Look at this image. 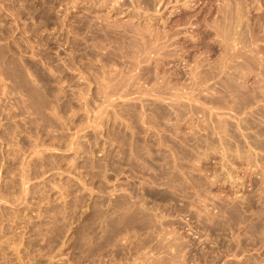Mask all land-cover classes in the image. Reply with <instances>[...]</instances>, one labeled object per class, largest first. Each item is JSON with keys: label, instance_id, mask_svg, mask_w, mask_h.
I'll use <instances>...</instances> for the list:
<instances>
[{"label": "rangeland", "instance_id": "374dc122", "mask_svg": "<svg viewBox=\"0 0 264 264\" xmlns=\"http://www.w3.org/2000/svg\"><path fill=\"white\" fill-rule=\"evenodd\" d=\"M175 1L154 12L147 0L115 9L94 0H0V264H264V96L246 106L255 114L223 102L210 109V89L178 103L148 97L140 92L154 77L124 84L119 76L133 70L137 36L117 39L125 56L113 61L107 37L94 33L118 21L146 29L153 13L168 19L156 23L167 29L183 8ZM197 1L190 11L198 15L222 2ZM242 1L247 20L264 22V0ZM193 49L203 61L221 52ZM263 61L247 78L261 93ZM153 103L171 116H157ZM240 115L245 129L235 127ZM217 121L226 128L216 132Z\"/></svg>", "mask_w": 264, "mask_h": 264}, {"label": "bare ground", "instance_id": "6f19581e", "mask_svg": "<svg viewBox=\"0 0 264 264\" xmlns=\"http://www.w3.org/2000/svg\"><path fill=\"white\" fill-rule=\"evenodd\" d=\"M178 1L182 2V6H183L182 11H181V13H179L180 16L176 17L177 19L175 18L172 20V18H170V20L168 22H171V20H172V22H171V25H170V23H168L170 26L169 27L167 26L168 27L167 29L166 28L165 29L160 28L156 23L159 24L160 22H162V24L165 25L168 19L166 17L164 18L163 17L164 15L161 18V16L158 15L160 13H158L157 15L153 13V14H150V16H149L148 20H150V22H148L146 29L145 28L139 29V28L132 27L130 25H127L128 27L126 26L127 27L126 28L123 24L118 25V22H120V21H118L117 25H115V24L109 25V23L107 22L106 25H102L101 28L96 29V31H94V33L96 35L99 34L98 33L99 30L102 31L103 32L102 35L105 38L107 37V39L109 40L110 46L112 47V49L109 52H107L106 55L108 56L109 59H113V61L116 60V57L122 58L125 56L122 53V51L118 52L119 50L117 49V47L120 44L119 45H115V44L120 42L121 45H123L124 44L123 42L124 41L126 42L125 39L127 36H129L128 35L129 33H131L133 36H137L136 37L137 42H134L133 44L130 43L132 46L131 49L133 47L135 48V46L137 48V49L135 48V52L137 54H135V52L133 50L134 48L132 49L134 52L133 54H135V56H132L134 61L132 63L133 68L132 67L131 68L133 70H135L138 67L137 70L139 69V71L136 70L137 72L134 71L136 73H133L132 72L133 70L132 71L128 70L129 72L131 71V73H128L126 75L123 72H122V74L119 73V76L121 77L120 79H122L124 84H126V83L129 84V80L132 79L135 82L136 80L140 79L143 75H146V79H148L150 77L151 78L154 77L155 78L154 80H157V81H154L155 84L152 83L153 85L152 86L150 85L151 87L149 89L141 91V92L139 90H137V91H139L140 93H143L145 95L148 94V97H149V94H151L152 96L154 95V97H159L160 99L166 98L165 96H167L169 98V100L171 99V101L173 100L176 103H178V100H180L179 98L184 97L185 95H188V96L194 98V96H193L194 92L193 91L200 89V92H204V89H210V94L212 95L211 96L212 98L209 101H211L212 105L209 108L210 109L214 108L216 111L217 110L220 111L221 102L224 103L225 110L226 109L227 110L228 109L229 110L235 109L234 107H236V108L237 107L238 108L239 107H246L247 105L252 104V102H255V101L257 102V98L260 96L263 97L264 93L263 92L261 93L258 90V86L248 85L247 84V78L249 76V73H251L250 72L251 69L252 68L255 69V67L259 69V67H258L259 65L257 66L256 64H258L260 60L263 61V59H261L262 57L260 54V53H262V51H260V52L256 51V48L259 46L258 40H264V22L261 21L262 18L260 19L261 15H259V17H255L256 20L254 22L252 21V19L247 20L248 19L247 14L249 13L248 11H250V8L248 9V7H247L248 3H244L242 0H222V2L219 3L217 8L215 9V12L213 9H211V5H209V6H206L205 9L204 8L202 9L203 13L201 12L199 15L195 13L196 16L198 15L197 17H195L194 12L192 13V11H190V9H193L196 2H198L197 0H178ZM210 1L211 0H207V2L205 4L210 3ZM94 2H95V4H98V6L99 5H102V6L106 5L107 6L109 4L108 6L111 7L112 9H115L117 5H119V6L122 5V4H120V3H122L121 0H94ZM147 2H148L147 5L150 6V9H151V6L154 7V12L159 11V8H160L159 6L164 4L163 3L164 1L162 2V0L154 1V5L149 4V2H152V1L147 0ZM175 2H177V0ZM252 2L254 3L253 0H252ZM257 3H258V1H257ZM257 3H255L256 4L255 6H253V4H252V6L254 7L255 10L261 8L259 6L260 2H259V5ZM165 4H166V2H165ZM72 7H73V5H72ZM212 8H213V6H212ZM150 12H151V10H150ZM251 12H252V10H251ZM147 16H148V11H147ZM159 20H161V21L158 22ZM125 24H127V23H125ZM132 25H133V22H132ZM138 26H140V25H138ZM194 30H196V32H194ZM117 39L119 40V42L115 43L117 41ZM133 40H136V39L134 38ZM138 43H140V45ZM259 43H261V41ZM127 44L129 45V43H127ZM198 45H199V47L202 46V48H203V46L206 47V49L210 52H212L211 50H217V49H220L221 52H219L218 56L215 57L213 60L206 58V60L203 61V59L200 60V58H198V56H194V53L193 54L191 53L192 50L194 51L193 48H195V47L198 48ZM203 52H205V50ZM206 54H208V53H206ZM258 54H260V55H258ZM262 56L264 58V55H262ZM186 57H189V58L186 59ZM149 59L151 60V63L149 64L151 66H148L146 64L140 65V63H142V62L145 63ZM172 59L175 60L173 62V64L170 62V61H172ZM150 60H149V62H150ZM187 60H189V61H187ZM182 61L184 62L183 63L184 67L190 66L188 70L187 69L184 70V68L181 66ZM149 62H147V64ZM169 63L172 64L171 65L172 70L170 71V67H169V71H167V69H165V68L163 69V66L167 65ZM263 63H264V61L262 62V64ZM186 74L188 75V77H186L187 76ZM199 74L203 79L202 82H199L200 80L199 81L197 80L199 78ZM159 77H160L161 81L158 80ZM262 77H263V75H262ZM186 78H189L190 82L188 81L187 83H185L186 81L184 79H186ZM182 79L185 81L184 83L181 82V81H183ZM201 87H204V88H201ZM130 89H131V86L127 87V85H126L125 88L122 90L125 93V92H129ZM133 91L136 92V90H133ZM207 91H209V90H207ZM164 94H165V96H163ZM223 98L228 99V100L230 98V101L233 104L232 105L229 104V106H228V101L227 100L222 101ZM201 103H203V102H201ZM187 105H189L188 108L191 107V111H192L193 107L190 106V104H187ZM179 106L181 107V105H177V107H179ZM250 106H252V105H250ZM153 107L156 111L157 116H159V117H167V116L170 117L171 116V114L168 111H164L163 108L161 109V107L159 105H156V103L154 104ZM252 107H250V109H249V107H246V108H247V110H249V112H251ZM174 109H176V108H174ZM241 109H243V108H241ZM216 111L214 114L216 116H218L219 114ZM252 111H253V109H252ZM240 112H241V110H240ZM240 112H238V113H240ZM243 112L244 111H242V113ZM235 113H237V112H235ZM252 113H254V111ZM177 115H178V113L177 114L175 113L174 118L177 119V117H176ZM249 115H251V113ZM241 116L242 115H240L238 117V119L235 121V127L237 129L242 128L241 127L242 121H244L245 124L247 122H249V120H246V118L244 119V116L241 119ZM246 116L247 115H245V117ZM218 117H216L217 120H218ZM220 119H222L221 116H220ZM247 119H248V116H247ZM232 120H234V119H232ZM252 120H253V118H252ZM177 121H176V123H177ZM250 121H251V119H250ZM227 124L232 125L228 121H227ZM244 127L242 129H245ZM225 128L226 127L224 126V124H221L219 121H217L216 125L214 126V129L216 130V132L217 131L219 132V130L222 131ZM228 128H229V126H227V130H229ZM242 131L243 130H241V135L246 136L245 133H243ZM253 152H255V151H253ZM250 154H251V152H250ZM237 155H239V153ZM256 155L257 154H255V156ZM227 173H228V171H227ZM108 237H110V236H108ZM102 238H103V236H102ZM88 240H90V239H88ZM127 242H128V240H127ZM90 243L92 244V242H90ZM170 243H169V245H170ZM88 246L90 247V245H88ZM88 246H86V247H88ZM104 246H106V245H104ZM167 248L168 247H166V249ZM234 248H236V247H234ZM86 249H88V248H86ZM89 249L88 250L91 251V247ZM109 259H110V257H109ZM217 260H219V259H217ZM135 261H137V260H135ZM111 263L114 264L113 262H111ZM196 263H198V262H196ZM97 264H99V263H97Z\"/></svg>", "mask_w": 264, "mask_h": 264}]
</instances>
